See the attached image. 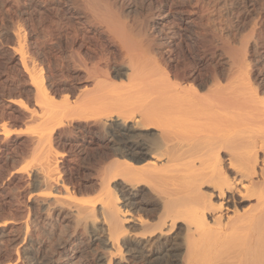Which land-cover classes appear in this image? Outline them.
Wrapping results in <instances>:
<instances>
[{"label": "bare ground", "instance_id": "1", "mask_svg": "<svg viewBox=\"0 0 264 264\" xmlns=\"http://www.w3.org/2000/svg\"><path fill=\"white\" fill-rule=\"evenodd\" d=\"M131 1L0 0V264H264V0Z\"/></svg>", "mask_w": 264, "mask_h": 264}, {"label": "rangeland", "instance_id": "2", "mask_svg": "<svg viewBox=\"0 0 264 264\" xmlns=\"http://www.w3.org/2000/svg\"><path fill=\"white\" fill-rule=\"evenodd\" d=\"M11 1H12V3H13V0H11ZM140 1H142V2H140ZM140 1H139V0H132V1L130 2V3L133 2V3L131 4V6H132V8H131L132 11H131V13H132V14L130 15V14L128 13L129 15L127 14L128 16H126L125 19H122L124 22L126 21V22H128L130 25H132V26H133V24L135 25V21H136L137 24L139 23V22H138V19H142V18H141V17H142V13L145 11V7H144V6H145L146 3H147V0H140ZM138 2H139V3H138ZM130 3H128V4H130ZM141 3H142V5H141ZM144 4H145V5H144ZM8 6H9V5H8ZM8 6H5L4 8H7ZM15 7H16V6L13 5L11 8H9L8 11L5 10V9H4L5 11H0V34H1L2 31H3V33H4L5 30H12V27H11V26H8V24H10V23H9V21H10L9 18H10V17L7 18V16H5V14L8 13V14L12 15V17L17 16V15H16V14H18V12H17V7H16V8H15ZM125 7H126V6H125ZM13 8H14V10L12 11ZM133 8H135V9L133 10ZM141 8H142V9H141ZM10 10H11V11H10ZM136 10H137V11L139 10L140 13H139V11L136 13ZM14 11H15V12H14ZM133 11H134V12H133ZM141 11H143V12H141ZM12 12H13V14L15 13V15L11 14ZM16 12H17V13H16ZM35 14H36V13H35ZM35 14H34V15L31 14L33 17L31 16V18H30V17L28 18L29 20L31 19L30 21H32V19H33V22H30L28 19L26 20L27 22H26L25 20H24V22H23V21H22V22H23L24 24L26 23L27 26H29V27L34 26V27H32L31 29L34 28L36 31L39 30V31L36 32V31L33 29L34 32H32V31H33V30H32L30 34H32V35H34V36H38V37H36V38H38V40L42 41L43 39L41 40V39H39V38H40L42 35H44V30H43V29H45V28L41 27V24H40L41 21H39L40 23H38V21H37V20H39L41 17L38 16V15H35ZM4 16H5V17H4ZM12 17H11V19H12ZM34 17H35V20H34ZM4 18H5V19H4ZM37 18H39V19H37ZM13 19H15V18H13ZM13 19H12V20H13ZM36 19H37V20H36ZM34 21L36 22V26L38 25V27H39L40 29H39L38 27L35 28V25H34L35 23H34ZM139 21H140V20H139ZM29 22H30V23H29ZM1 23H2L3 25H2ZM92 23L97 25L96 21H93V20H92ZM92 23H90V24H92ZM128 23H127V24H128ZM5 24H6L7 26H5ZM26 24H25V25H26ZM30 24H31L32 26H31ZM39 24H40V26H39ZM51 24H52V23H51ZM93 24H92V25H93ZM137 24H136V25H137ZM1 25H2V26H1ZM88 25H89V24H88ZM88 25H86V26H88ZM102 25H103V24H102ZM54 26H55V24H52V26H49V27L51 28V27H54ZM94 26H95V25H94ZM98 26H100V24H99ZM98 26H97V27L95 26V27L98 28L97 30L100 31V29H99ZM2 27H5V28H7V29L2 28ZM166 28H167V27H166ZM3 29H4V30H3ZM42 30H43V32H42L43 34L40 35V31H42ZM157 30H158V29L154 28V32H155V33H156ZM35 32H36V33H35ZM3 33L0 35V39L4 36ZM34 33H35V34H34ZM37 33H39V35H37ZM2 35H3V36H2ZM39 36H40V37H39ZM101 36H102L103 39H105V38L103 37V35H101ZM42 37H43V36H42ZM42 37H41V38H42ZM136 37H137V36H136ZM43 38H44V37H43ZM45 38H46V39H45ZM45 38H44V40H47L49 37H46V36H45ZM134 38H135V37L133 36V39H134ZM137 39L139 40V38H136V40H137ZM3 40H4V39H3ZM134 40H135V39H134ZM136 40H135V41H136ZM47 41H49V39H48ZM6 42H7V40L4 41V44H5ZM9 43H10V40H8V42H7L6 44L8 45ZM48 43H50V42H48ZM84 43H85L86 46L88 45V44H87L88 41H87V42H84ZM186 45H187V44H186ZM191 45H193V47H192ZM88 46L90 47V49H91V48H92V49L94 48L93 50H95V51H98V50H96V49L100 48V46H99V47L95 46L96 49H95V47H93V46H91V45H88ZM182 46H183V47H182ZM188 46H189V47H188ZM186 47H188V48H186ZM195 47H196V45H195V44H191V43H189L187 46H185V45H183V44L181 45V48L184 49V51H185V53L187 54V56H189V55H193V52H194V50H195ZM166 48H169V47H166ZM191 48H193V49H191ZM101 49H102V47H101ZM101 49H100L99 51H102ZM187 49H188V50H187ZM186 51H187L188 53H187ZM53 55H54V54H53ZM54 56H56V55H54ZM13 108L16 109L17 106H13ZM17 109H18V108H17ZM6 111H7V112H6ZM8 111H11V112L8 113ZM3 112H4L5 114H4V116L2 117L1 114L3 115ZM10 114H12V115H10ZM21 116H22V115H21ZM21 116H20V112H19V113H18V112H17V113H15V112L12 113V109H8V107H5V105L3 106V105L0 104V121H3L4 123H6L5 126H6V127L8 126L7 128L10 127L9 129H10V131L12 130V133L18 134V133H17V132H18V129L21 128V127H23V124L20 123V121L22 122V118H23V117L21 118ZM5 117H6V118H5ZM1 118H2V120H1ZM4 120H5V121H4ZM20 125H21V126H20ZM20 133H21V131L19 132V134H20ZM12 137H13V136H12ZM19 148H20V146H19ZM19 148H17L18 150L16 149L18 154H19V151H24V150H25V148H23L22 146H21L20 149H19ZM23 149H24V150H23ZM92 151H93V152H92ZM92 151H91V152H90V151H88V152L86 151L85 153H83V154H82L83 156L81 157V159L78 160L77 163H80L81 161H83V159H85V158H83V157H86V159H88L87 162H86V159H85V160L83 161L84 163H92L93 160H94L95 158H97V156H99V153H100L101 150H100V149H94V150H92ZM15 152H16V151H15ZM90 153H92V154L90 155ZM18 154H17V155H18ZM86 154H87V155H86ZM19 155H20V154H19ZM19 155H18V156H19ZM92 155H93V156H92ZM87 156H89V157H87ZM95 156H96V157H95ZM90 157H91V158H90ZM17 158H18V157H17ZM89 160H92V161H89ZM95 160H96V159H95ZM95 160H94L93 163H96ZM83 162H81V163H83ZM7 163L11 164L12 162H10V161L8 162V161H7ZM14 164H16V163H14ZM14 164H11V166H12V165L15 166ZM7 165H8V164H7ZM7 165H6V166H7ZM6 166H4L3 169L6 170V169L8 168V170H9V168H10V169L12 168V167H9V165H8V167H6ZM0 171H1V172H0V178H3V175H4V174H5L4 176L6 177V172H8V171H5L4 173L2 172L3 170H0ZM84 173H85V172H82V173H81L82 175H81V174H79V175L83 177ZM85 174H86V173H85ZM7 175H8V173H7ZM85 176H86V175H85ZM5 177H4V178H5ZM86 177H87V176H86ZM80 178H81V177H80ZM83 178L85 179V177H83ZM83 178H82V180H81L82 182L84 181ZM23 188H24V190H23ZM25 189H26L25 187H22V188L20 189V190H21V191H20V194H21V195L19 194V197H21V199L23 200V204L27 203V202H26V199H25V197H26V195H27L25 192H27V191H26L27 189H26V190H25ZM23 191H24V192H23ZM23 193L25 194V196H24ZM120 198H121V196H120ZM121 199H122V198H121ZM236 202H237V201H236ZM3 208H6V207H3ZM3 208H1V210H0V211H1L0 215L2 214L3 216L7 217L9 213H8L6 210H3ZM3 211H4V212H3ZM2 212H3V213H2ZM6 212H7V213H6ZM128 235H129V237L132 236L131 233H129ZM149 248L151 249V247H148V249H149Z\"/></svg>", "mask_w": 264, "mask_h": 264}]
</instances>
